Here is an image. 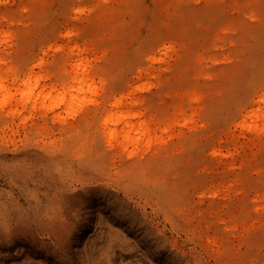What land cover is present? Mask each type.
Instances as JSON below:
<instances>
[{
	"label": "rangeland",
	"instance_id": "obj_1",
	"mask_svg": "<svg viewBox=\"0 0 264 264\" xmlns=\"http://www.w3.org/2000/svg\"><path fill=\"white\" fill-rule=\"evenodd\" d=\"M0 75V264H264V0H0Z\"/></svg>",
	"mask_w": 264,
	"mask_h": 264
},
{
	"label": "bare ground",
	"instance_id": "obj_2",
	"mask_svg": "<svg viewBox=\"0 0 264 264\" xmlns=\"http://www.w3.org/2000/svg\"><path fill=\"white\" fill-rule=\"evenodd\" d=\"M84 65L79 62H75L71 65L69 70V83L66 85V93L71 95L70 101H73L77 95L83 94L87 91L91 90V85L88 83L87 73L85 72ZM30 73L26 75L27 80L23 82L24 87L28 86ZM35 86V85H34ZM30 90L31 87L29 86ZM5 87L3 86V77L0 75V100L8 99L7 96L3 93ZM252 104L263 105L264 107V90L258 96L257 100ZM115 110H121L118 112H114L111 114L104 115L103 120H101V124L104 126V129L109 136L110 139L115 138L116 136L120 137L121 142L124 143L125 146H134L138 143L140 136L149 134L146 124L141 122L140 125H137L135 129H133L132 124L129 121H126L122 127V129L117 132L116 125L124 119H131L132 117L139 116V114H133L129 112H123L122 107L123 104L119 99L114 101L113 104ZM239 126L244 129L258 131L264 130V113H254L253 115L249 114V112L243 116L241 122H239ZM134 130L135 134L131 135V131Z\"/></svg>",
	"mask_w": 264,
	"mask_h": 264
}]
</instances>
